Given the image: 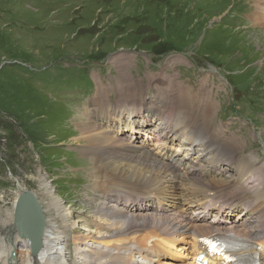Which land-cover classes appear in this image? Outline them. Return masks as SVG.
<instances>
[{"label": "rangeland", "instance_id": "1", "mask_svg": "<svg viewBox=\"0 0 264 264\" xmlns=\"http://www.w3.org/2000/svg\"><path fill=\"white\" fill-rule=\"evenodd\" d=\"M257 4L256 0H0V234L10 225L4 220H9L8 210L12 211L20 190L42 195L46 217H56L48 210L51 197L42 180L62 203L69 223L75 224L74 241L82 233L99 237L103 251H109L101 245L108 232L94 225L101 221L97 214L102 207L149 215L182 212L193 218L198 205L185 204L171 192L159 204L156 198L129 199V190L122 187H111L114 191L105 196L111 190L95 186L96 158L85 152L88 143L81 139L76 122L98 115L86 112L94 108L90 100L97 94V83L111 87L108 96L116 101L120 64L115 61L120 56L131 57L127 72L136 89L134 96L142 98L148 111L157 97L166 98L164 78L195 91L206 79L215 106L211 124L216 131L220 127L229 133L222 137L226 144L240 147L237 159L251 157L258 169H264L260 143L264 141V26L253 20ZM190 99L195 114L208 103ZM153 124L157 122H148L150 127ZM204 131L196 129L192 136L198 138ZM144 136L129 140L152 150L155 136ZM170 153L167 161L172 163ZM220 167L237 179L236 163L224 161ZM243 197L249 202V196ZM147 204L151 208L142 210ZM212 221L208 216L201 222ZM256 225L251 222L245 228L256 231ZM184 241L190 243V238ZM74 243L68 248L72 264H85ZM183 246L178 242L175 248ZM183 251V258L176 257L181 261L188 254Z\"/></svg>", "mask_w": 264, "mask_h": 264}, {"label": "bare ground", "instance_id": "2", "mask_svg": "<svg viewBox=\"0 0 264 264\" xmlns=\"http://www.w3.org/2000/svg\"><path fill=\"white\" fill-rule=\"evenodd\" d=\"M256 2L258 4L253 20L264 26V0ZM128 61L130 64L129 56H120L115 61V64H120L116 101L112 102L108 96L111 87L102 81L97 83V94L90 100L94 108H86V112L98 115L95 118L90 116L85 122L80 121L82 123L76 122L78 129L82 131L81 139L88 143L85 152L96 158L95 186L99 189H110L105 196L114 191L111 187H122L129 190L126 194L129 199L138 196L140 202H150L156 198L159 204H163L166 194L171 192L185 204L198 205L192 213L196 220L189 213L185 216L182 212L171 214L172 216L161 213L149 215L141 210L140 214H136L132 210L114 212L102 207L97 214L101 221L94 225L98 229L103 226L108 232V238L102 239L101 245L106 246L109 251H103L98 247L99 237L91 239L82 233L77 239L78 242L74 241L75 224L69 223V218L64 216L62 203L56 196L53 197L54 191H49L51 187L41 179L45 193L51 197L48 210L56 216L47 218L44 247L38 256L32 255L29 243L20 241L11 224L13 209L8 210L9 220L5 219L4 222L10 225L0 234V264H9L8 260L14 249L19 252V264H72V255L68 248L74 242L78 247L76 254L80 253L79 258L85 264H144L136 260L138 257L145 264H196L198 240L217 232L241 238L248 244L244 250L245 255L256 257L260 264H264V169L261 166L258 169L255 159L251 157L242 156L237 159L240 147L234 142L226 144L222 137H229V133L220 127L216 131V126L211 124L215 106L210 101L212 98H209L212 88H207V80H203L195 91L174 82L173 78H164L168 82L166 89H162L166 98L157 97L153 110L148 111L144 108L142 98L134 96L136 89L127 72ZM190 98L194 103L206 99L208 103L195 114L190 108ZM144 114H148V118L139 122ZM150 121L157 124L150 127ZM196 129L205 131L196 138L192 136ZM142 133L145 134L143 138H147V134L155 136L157 145L152 148L153 151L145 145L135 146L130 142ZM174 141L177 143L174 144ZM260 141L264 146V141ZM171 151L174 154L172 163L167 161L172 158ZM194 153L198 155L194 156ZM224 161L236 163V180L231 179L222 167L217 168ZM243 194L249 196V202ZM219 198H229L227 203L222 202L224 205L221 207L223 210L228 206L227 214L222 219L215 213L216 219L211 224L201 222L211 214V211L207 212V208L222 211L215 206L221 202H216ZM208 203L214 206L209 207ZM14 205L15 203L12 208ZM149 207L147 204L145 209H141L146 210ZM189 210L190 208L187 209ZM153 212L159 211L154 209ZM232 215L236 218L229 223ZM102 217L106 219L102 220ZM251 222L257 224L256 231L255 228H245ZM188 238L190 243L184 241ZM90 240H93L91 246ZM253 241L261 247L257 249ZM178 242H182L184 246L175 248ZM187 244L190 245L188 250ZM184 249L188 254L181 261L177 258H183ZM191 253H195L193 259Z\"/></svg>", "mask_w": 264, "mask_h": 264}, {"label": "water", "instance_id": "3", "mask_svg": "<svg viewBox=\"0 0 264 264\" xmlns=\"http://www.w3.org/2000/svg\"><path fill=\"white\" fill-rule=\"evenodd\" d=\"M12 225L18 238L29 243L32 255L38 256L44 247V235L47 230L48 219L42 202L35 192L20 190L13 208ZM8 263L19 264L17 249L11 252Z\"/></svg>", "mask_w": 264, "mask_h": 264}]
</instances>
